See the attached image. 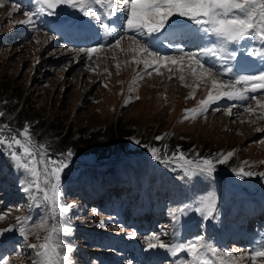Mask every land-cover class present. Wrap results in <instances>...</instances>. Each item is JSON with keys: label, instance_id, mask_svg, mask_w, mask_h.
<instances>
[{"label": "rangeland", "instance_id": "374dc122", "mask_svg": "<svg viewBox=\"0 0 264 264\" xmlns=\"http://www.w3.org/2000/svg\"><path fill=\"white\" fill-rule=\"evenodd\" d=\"M29 1L14 0L20 9L13 12L9 0H0V112L5 114L0 117V124L7 123L13 129L30 125L37 147L43 145L54 159H64L63 154L68 151L73 155L61 174L62 194L52 212L39 194L30 196L23 190L22 182V186L15 187L17 182L13 181L12 175L3 174L10 171L16 176L18 173L25 180L10 159L0 152V213L4 214L0 228H12L0 235V240L6 239L4 243L0 242L3 243L0 256L7 255L9 264H31L34 254L27 245L37 242L36 235L30 234L27 239L22 237L16 230L15 220L17 216H28L32 221L29 227H34L43 218L49 226L54 222L58 227L72 228L71 234L58 233L57 240L61 244L58 249L61 254L68 246L73 247L74 251L69 254L73 264H134L135 250H123L124 244L138 243L142 249H149L145 238L153 233L160 234V240L165 244L181 239L177 235L182 239L203 235L231 250L235 256H243L238 264H250L247 250L264 242V142H261L264 141V118H260L264 116V110L259 109L255 101L251 103L254 114L244 111L240 102L221 106L215 103L205 115H194L189 111L185 118L186 109H195L199 113V101L206 98L210 82L195 80L186 67L171 73L167 68H160L162 75L153 72L151 76H145L143 64L134 62L133 58L137 57L134 51L106 48L91 59L83 53L78 54L79 48L92 45L71 43L79 38L61 33L47 18L33 27L18 23L26 19L22 12L32 7ZM9 13H12L11 18ZM142 39L150 43L149 37ZM123 43L131 42L125 40ZM181 75L183 81L179 79ZM230 106L231 115L226 111ZM217 108L220 111H215ZM68 135H71V142L83 137L84 143L64 146L62 137ZM157 137L162 139L158 141ZM177 140L184 142L176 144ZM151 148L159 150L158 156L165 148L171 153L178 149L191 159H196L197 155L215 159L228 152L233 155L225 163L216 164L210 179L201 175L191 180L189 189L185 172L168 164L177 169L171 170L175 171V189L170 195L160 193L155 183H140L142 172L139 169H135L130 180L134 186L128 183L124 188H115V183L120 184V177L127 176L123 166L116 174H103L100 170V174L94 175L85 165L141 156L134 162L141 164V159H147L152 166L148 156L160 163L161 170L168 167L153 158ZM2 161L6 162L9 171ZM126 169L130 170V167ZM240 169L252 175L237 176ZM102 179L112 184L105 186ZM84 180L94 182L105 195L95 198L93 203L88 201L86 191L69 196L66 189L76 188ZM222 180L230 190L260 192V196L254 195L252 200L243 201L239 206L221 201V209L215 211L214 219L203 218L196 209L201 207V201L219 191ZM210 181L212 192H209ZM18 187L22 192H17ZM188 200L192 209H187L185 214L189 215L186 218L185 214L177 216L175 210ZM64 206L69 207L67 213L61 212ZM253 206L263 211V219L250 222L247 214L246 217L239 216L243 211L250 213ZM138 209L139 213L147 214L139 216ZM168 210L172 211L171 226L165 223L167 227L158 229L160 222L169 217ZM231 212L230 218L226 217ZM190 215L198 220L187 225V220L192 218ZM182 218L185 219L177 228L187 226L180 233L176 226ZM39 235L43 237L46 232L40 231ZM11 236L15 237L12 242L8 238ZM18 251L30 255L17 256ZM172 259L154 262L146 255L142 257V264H174V261L179 264L184 254ZM261 262L264 258H258L257 264Z\"/></svg>", "mask_w": 264, "mask_h": 264}, {"label": "snow or ice", "instance_id": "6c2138e0", "mask_svg": "<svg viewBox=\"0 0 264 264\" xmlns=\"http://www.w3.org/2000/svg\"><path fill=\"white\" fill-rule=\"evenodd\" d=\"M9 2L13 12L20 9V5L14 0ZM30 3L32 7L22 12L26 19L18 22L21 25L33 27L43 23L46 17H56L70 27L87 24L88 30L95 31V44L79 48L78 54L83 53L91 59L94 54L106 48L122 52L134 51L137 53V57L133 58L134 62L137 65L143 64L145 76H151L153 72L162 75L160 68H167L171 73L187 67L193 77L210 82L206 98L199 101V113L195 109H186L185 118L189 111L203 116L211 105L225 98L242 103L244 111L249 113L255 112L251 107L252 101H255L259 109L264 110V67L258 72L249 71L243 56L241 60H236L238 52L246 53L248 57H256L264 65V0H30ZM62 6H66L67 10ZM11 16L12 13H9V18ZM87 17L92 19L85 21L83 18ZM93 21L95 29L92 27ZM193 25L195 33L203 42L195 51L189 48L190 42L182 38L183 29H190ZM144 37L151 38L152 42L142 39ZM125 40L131 42L127 49L122 45ZM165 44L174 55L160 52L159 48ZM225 76L227 79H222ZM179 79L183 81L184 76L181 75ZM226 111L231 115L232 106ZM4 115L0 112V117ZM156 139L159 141L162 137ZM149 151L154 159H159L166 166L171 164L183 169L186 175L201 174L205 177H211L216 164L225 163L233 155L228 152L226 155L219 154L215 159L198 155L196 159H191L178 149L171 156L164 157L158 156L159 150L156 148ZM0 152L24 175L23 190L30 196L39 194L50 210L55 212L62 194L61 174L68 167L67 160L73 155L71 151L63 154L64 159H54L44 150L43 145L37 147L30 125L13 129L4 123L0 124ZM236 175L252 173L240 169ZM196 210L203 218L214 219V196L210 195L201 201V207ZM68 211V206L61 208L62 213ZM3 218L4 214L0 213V220ZM15 220L16 230L22 237L27 239L30 234L36 235L37 242L27 245L34 254L31 264H73L69 255L74 251L73 247L68 246L66 252L61 254L58 250L61 244L57 240L58 233L71 234L70 226L58 227L54 222L49 226L41 218L34 227H29L32 223L30 217L17 216ZM11 230V227L6 229ZM40 231L46 232V235L41 237ZM145 239L149 249H163L173 257H179L183 253L184 259L180 264H238L243 259V256H235L231 250L218 246L203 235L171 244L161 241L158 233ZM247 251L250 264H257L258 258H264V242ZM16 255L30 254L18 251ZM0 264H9V261L0 256Z\"/></svg>", "mask_w": 264, "mask_h": 264}, {"label": "bare ground", "instance_id": "6f19581e", "mask_svg": "<svg viewBox=\"0 0 264 264\" xmlns=\"http://www.w3.org/2000/svg\"><path fill=\"white\" fill-rule=\"evenodd\" d=\"M85 21H89L91 20L92 18L91 17H87V18H83ZM51 25H57L60 27V31L64 34H70V35H73L75 37H85L87 36L88 37V41L87 42H92V43H95V39H94V36H95V31H90L88 30V25L85 24L84 26H68L67 24H63L60 20H54L52 17H48V20H47ZM92 27L93 29H95L96 25H93L92 24ZM194 28L195 26H191L190 29L186 28V29H183L182 31V38H186V40H188L190 43H189V47H194V46H199L201 43H203L200 39H199V36L195 33L194 31ZM59 31V32H60ZM187 33V35H184V33ZM66 35V36H67ZM69 39V38H68ZM80 39V38H79ZM107 39V38H105ZM151 39V38H150ZM70 40V39H69ZM78 40V39H77ZM76 40V41H77ZM79 42H82V40H80ZM152 42V41H151ZM128 44H124L122 42V45L124 48H128ZM160 52L162 54H166V55H174L175 53L170 49V47H168L166 44L162 47L159 48ZM71 51H74V49H72ZM133 52V51H131ZM244 58L245 61H247L246 63V67L249 71H256L258 72L261 67H264V65H261L259 63V61L256 59V57H248L246 55V53H240L238 52L236 54V60H241V58ZM187 68V67H186ZM160 71V70H159ZM185 72V71H184ZM190 75V74H189ZM191 78V77H189ZM193 78V77H192ZM196 80V78H195ZM190 84V83H189ZM238 87H242V85H238ZM250 95H254L252 93H250ZM229 102L226 98L225 99H221L220 101L217 102V104L219 106L221 105H226V103ZM230 102H235V101H230ZM263 212V211H262ZM263 214V213H262ZM192 219V218H191ZM190 218L187 220V224H191L192 220ZM255 221V220H254ZM181 239H177V241H179ZM253 242L255 243V240H253ZM130 248L131 250L134 249L135 250V256L134 257H139V253H140V249H139V246L138 245H134V246H126L124 248ZM123 248V250H124ZM128 248V249H129ZM146 255H149L151 256V259L153 258L154 262H161V260L163 259H168V258H173L172 260H176L178 257H173L171 256L169 253L167 252H164V250H161V251H155V250H149V249H143V252H141L140 254V257L136 260L134 257H133V262L134 264H142V257H146ZM132 259V257H131ZM136 260V261H135ZM175 262V261H174ZM176 264V262H175ZM180 264V263H179Z\"/></svg>", "mask_w": 264, "mask_h": 264}, {"label": "trees", "instance_id": "16d2710c", "mask_svg": "<svg viewBox=\"0 0 264 264\" xmlns=\"http://www.w3.org/2000/svg\"><path fill=\"white\" fill-rule=\"evenodd\" d=\"M70 136L71 135H68L67 137H62V140L61 141H62V143H63L64 146H67L69 143H72L73 145L80 144V143H84L83 142V137H81L78 141H74V142L72 141L71 142ZM183 142H184L183 140H177L176 141V144H182ZM161 146H163V144H161ZM159 153H162V154H160V156L161 157H164V156H168L171 153V151L169 149L165 148L162 151H160ZM128 158H131V156L128 157Z\"/></svg>", "mask_w": 264, "mask_h": 264}]
</instances>
